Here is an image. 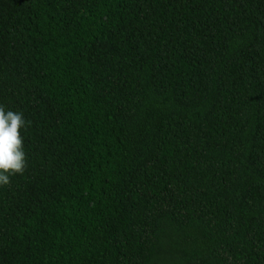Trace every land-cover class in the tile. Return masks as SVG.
Here are the masks:
<instances>
[{"label":"trees","instance_id":"1","mask_svg":"<svg viewBox=\"0 0 264 264\" xmlns=\"http://www.w3.org/2000/svg\"><path fill=\"white\" fill-rule=\"evenodd\" d=\"M0 105V264H264V0H0Z\"/></svg>","mask_w":264,"mask_h":264},{"label":"clouds","instance_id":"2","mask_svg":"<svg viewBox=\"0 0 264 264\" xmlns=\"http://www.w3.org/2000/svg\"><path fill=\"white\" fill-rule=\"evenodd\" d=\"M26 121L21 112L5 110L0 105V187L8 186L10 177L23 175L27 167L22 130Z\"/></svg>","mask_w":264,"mask_h":264}]
</instances>
